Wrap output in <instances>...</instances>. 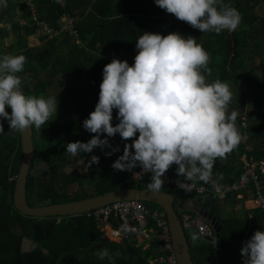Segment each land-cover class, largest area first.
<instances>
[{
    "label": "trees",
    "instance_id": "1",
    "mask_svg": "<svg viewBox=\"0 0 264 264\" xmlns=\"http://www.w3.org/2000/svg\"><path fill=\"white\" fill-rule=\"evenodd\" d=\"M20 1V7L14 0H7L6 7L0 2V57L24 55V69L17 73L22 91L48 98L54 90L56 94L52 97L58 100L57 114L53 113L41 129L32 127L34 158L26 182L29 206L74 202L129 187L147 188L149 179L142 182L133 179L132 172L138 166L131 171L111 167L123 153L112 152L111 148H96L88 154L81 152L77 156L87 162L86 172L76 174L66 172L71 155L65 151L68 142H87L94 135L84 129L83 121L98 102L103 68L110 63L105 55L111 50L128 52L133 64L136 41L145 31L165 36L179 32L195 37L210 56L208 80L219 79L229 86L233 98L226 111L237 113L235 123L242 138L224 158L215 160L212 170L215 186L225 187L239 179L243 154L264 159V0H223L239 11L241 22L235 31L224 30L220 34L193 28L158 7L154 0ZM33 9L39 21L48 23L55 31L60 29L65 15L75 18L79 37L69 33L53 38L41 35V44L33 46L29 38L40 33V27L33 21ZM8 39L10 46L6 43ZM255 61L259 65L253 70L250 65ZM248 92L253 103L249 109L244 107ZM6 111L11 113V108L6 106ZM117 111L113 110V126L119 122ZM241 118H245V127ZM0 125L3 126L0 133V264H110L107 258L101 260L96 255L102 249L113 256L111 264H149V261L159 264L156 260L164 251L155 234L152 243L151 234L146 242H140L136 235L115 242L109 241L96 220L86 214L37 218L17 211L13 191L21 161L19 132L10 130L6 119L0 118ZM116 135L121 142L132 143L131 139L125 141ZM105 137L106 134L101 135V139ZM106 152L112 154L106 155ZM93 155L99 157V163L90 166ZM98 164L102 166L98 168ZM176 167L173 164L169 168L168 177L186 181L185 177L177 176ZM194 182L213 188L211 183L198 179ZM160 191L173 197L179 217L182 210L196 213L189 206L195 201L221 227L216 246L212 240L195 237L191 247L194 264H222L221 254L241 256L243 243L258 230L257 223L264 218L262 209L254 210L252 218L249 214L240 218L236 208L244 200L238 199L236 192L224 200H216L210 194L186 192L166 182ZM143 203L163 212L155 204ZM110 222L116 224L113 220ZM24 239L35 248L23 251ZM216 248L218 260L213 256ZM230 264L238 263L231 260Z\"/></svg>",
    "mask_w": 264,
    "mask_h": 264
},
{
    "label": "clouds",
    "instance_id": "2",
    "mask_svg": "<svg viewBox=\"0 0 264 264\" xmlns=\"http://www.w3.org/2000/svg\"><path fill=\"white\" fill-rule=\"evenodd\" d=\"M0 2L7 6V0ZM154 2L203 33L235 31L241 22L239 11L223 0ZM135 47L137 54L131 66L127 60L113 58L103 68L98 102L83 121L84 129L94 135L87 142H68L65 151L73 157L96 148L119 151L108 140L119 134L122 140L131 139L132 143L125 144L123 154L111 167L131 171L138 166L141 172L150 173L149 191L161 190L165 184L162 177L173 164L178 177L193 182L198 179L215 187V160L224 158L242 138L235 123L237 113L226 111L232 99L228 84L208 80L209 53L191 35L171 32L165 36L145 31ZM25 63L24 55L0 57V118L19 133L33 126L41 129L58 108L57 97L26 95L22 91L17 73L23 71ZM114 109L118 110L119 120L115 126ZM102 134H106L104 139ZM89 162L90 166L99 163V157L93 155ZM177 186L187 188L178 182ZM240 254L243 264H264V231L256 230L243 243ZM96 255L101 260L107 258L110 264L113 261L107 249Z\"/></svg>",
    "mask_w": 264,
    "mask_h": 264
},
{
    "label": "built area",
    "instance_id": "3",
    "mask_svg": "<svg viewBox=\"0 0 264 264\" xmlns=\"http://www.w3.org/2000/svg\"><path fill=\"white\" fill-rule=\"evenodd\" d=\"M64 3L66 0H62ZM33 21L40 27V33L48 38H53L60 33H69L70 35L79 37L78 31L75 27L76 19L65 15L60 21V29L55 31L46 22H41L38 19L36 10H32ZM79 42V40H78ZM105 58L111 62L113 58L121 61L127 60L131 66L132 55L128 52L117 53L111 50L105 55ZM241 124L246 126L245 118H241ZM109 143L113 148L118 147L119 153H123L125 144L121 142L117 135L111 137ZM242 174L239 179L232 184L225 187L208 188L202 184H196L193 181H184L175 177H168L165 173L163 179L167 184H186L187 188L178 187V189L186 192H195L212 197L216 200H224L229 194L237 193L238 199L246 202L249 194L253 195V202L255 209L264 210V159H257L253 156L243 154L240 157ZM135 182H142L144 179H150V173L141 172L140 167H137L132 172ZM89 217H93L100 225L101 230L105 233V237L109 241L121 242L129 239L131 235L137 237L142 234H151L153 232L160 242L163 249V254L160 255L156 262L159 264H178L177 255L174 249L173 239H171L169 227L165 214L157 209H150L143 202L140 201H122L109 204L97 210L85 213ZM113 220L116 224L112 225ZM180 220L183 229L188 231L192 236H199L212 240L215 244L216 232L214 228L201 216L198 212L191 213L187 210H182ZM152 224V226H149ZM149 237V236H148ZM213 256L216 260L219 258V249H215Z\"/></svg>",
    "mask_w": 264,
    "mask_h": 264
},
{
    "label": "water",
    "instance_id": "4",
    "mask_svg": "<svg viewBox=\"0 0 264 264\" xmlns=\"http://www.w3.org/2000/svg\"><path fill=\"white\" fill-rule=\"evenodd\" d=\"M19 138L21 161L14 184L13 205L21 214L37 218L72 217L116 202L136 200L152 203L159 206L165 214L178 264H194L191 254L194 239L190 238L186 230L183 229L180 217L174 207L173 197L168 193L162 191L154 193L147 188L129 187L74 202L39 207L29 206L26 199V182L34 158L32 127L26 129L23 133H19ZM192 208L214 228L216 236L219 238L221 227L216 218L204 211L199 203L194 202Z\"/></svg>",
    "mask_w": 264,
    "mask_h": 264
},
{
    "label": "rangeland",
    "instance_id": "5",
    "mask_svg": "<svg viewBox=\"0 0 264 264\" xmlns=\"http://www.w3.org/2000/svg\"><path fill=\"white\" fill-rule=\"evenodd\" d=\"M14 2L16 4V6H18V7H20V5L22 3L20 0H14ZM16 20H18V18H16ZM40 37H41V33L37 34L34 37L29 38L30 44H32L33 46L40 45L41 44ZM6 43L8 46H10L12 44L10 39H8ZM258 65H259L258 61H255V62H252L250 66L253 70H256ZM261 92H262V90H260V93ZM54 94H56V91L52 90L49 94V97H52ZM232 98H233V96H232ZM245 99H246V101L244 103L245 104L244 107L249 109L253 105L252 96H251L250 92H248L246 94ZM86 165H87V162L82 161L78 156H75V157L70 156L67 159L66 172L76 173V174L84 173V172H86ZM101 166L99 164L97 165L98 168H100ZM34 248H35V246L30 241H28L26 239L23 240V243H22V250L23 251H31Z\"/></svg>",
    "mask_w": 264,
    "mask_h": 264
},
{
    "label": "crops",
    "instance_id": "6",
    "mask_svg": "<svg viewBox=\"0 0 264 264\" xmlns=\"http://www.w3.org/2000/svg\"><path fill=\"white\" fill-rule=\"evenodd\" d=\"M247 199L248 200L246 202H242V204H239L236 208L237 215L240 218H243L245 215H248V214H249V217L252 218V215H254V210H257L254 207L253 195L249 194V197H247ZM194 202L195 201H192L189 204V206L192 207ZM257 227H258V230L264 231V218H262L261 220L258 221ZM148 236L149 235L146 233H145V235L142 234V236L139 237V241L144 242L145 240H147ZM153 236H154V233L151 232V243L153 241ZM195 237L196 236L191 235V238H193L194 240H196ZM148 244L149 243L147 242L145 245V248L148 246ZM231 260H233V262L238 263V264L243 262V259L241 256H227V255L221 254V263L222 264H230Z\"/></svg>",
    "mask_w": 264,
    "mask_h": 264
}]
</instances>
